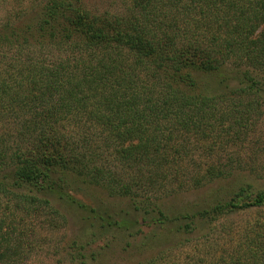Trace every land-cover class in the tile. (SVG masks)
<instances>
[{
    "label": "trees",
    "instance_id": "obj_1",
    "mask_svg": "<svg viewBox=\"0 0 264 264\" xmlns=\"http://www.w3.org/2000/svg\"><path fill=\"white\" fill-rule=\"evenodd\" d=\"M14 16L0 22V264H27L36 222L63 211L98 224L71 242L77 264L102 256L109 244L91 246L111 230L153 244L138 264H168L171 235L204 246L170 264H264V216L225 241L212 227L264 208V189L230 183L181 209L151 201L234 176L246 162L226 154L234 146L263 154L264 0H131L122 12L47 0ZM83 186L128 210L90 207Z\"/></svg>",
    "mask_w": 264,
    "mask_h": 264
},
{
    "label": "rangeland",
    "instance_id": "obj_2",
    "mask_svg": "<svg viewBox=\"0 0 264 264\" xmlns=\"http://www.w3.org/2000/svg\"><path fill=\"white\" fill-rule=\"evenodd\" d=\"M46 1L47 0H0V22L12 15L13 18H16L14 15L24 16L39 10ZM84 2L89 8L96 9L100 12H122L130 6L131 0H84ZM257 135L264 138V120H262L258 126ZM248 145L251 147L250 144ZM249 146H234L230 148V150L228 149L229 151L226 154L234 153L236 155L239 154L241 157L243 155V158L246 160L245 164L240 168L241 170L234 176L228 179L217 180L211 184H206L198 190L193 189L179 195L153 198L151 201L160 203V205L162 204L165 208L173 207L174 209H181L183 205L194 202L199 197H206L219 188H227L230 183H249L256 189H264V151L261 155L259 152H253V147H251V150ZM251 153L255 156L251 157L250 155V158L247 160V155ZM195 158L197 162L203 164H205V162H207V164L212 162L207 161L208 159L203 157L202 154L196 155ZM222 160L226 162L225 155L222 157ZM75 196L90 207L118 212L128 210V201L126 199L111 197L101 186L84 187L78 190ZM63 212L66 213V218L63 214L61 215L64 218L60 215H45V217L36 222L35 229L41 248H39V251L27 264H77L72 261V257L68 254L71 242L77 238H84L86 240L96 230H99L96 226L98 224L87 222L84 218L85 216L82 214L79 216L72 211L71 213H68V211ZM262 216H264V208L250 212L236 213L226 218L224 217L217 221L215 226H212L215 231H217V233H213L215 236L214 239L225 241V230H231L232 226H240L241 229L245 228L248 223L251 224L252 221ZM153 230V228L144 229L146 235L149 236ZM233 235L235 234L231 236ZM145 237L144 233H137L135 237H131L129 233L123 234L119 231L111 230L105 235H100L96 238V241L91 246L95 250H98L109 244L110 248L105 250L103 255L99 256V258L90 256L85 261H87V264H138L144 262L156 253L153 244H151V248L149 249L143 246ZM191 237L193 236H189V239ZM226 237L227 239L231 238L228 235ZM237 237L238 235L233 236L235 239ZM167 238H169L167 245L171 246V249L167 252L169 259L166 262H168V264H170V262L177 263L178 258L181 257L183 260L185 254L190 251L192 252L197 245H199V248H203L204 246L203 243L196 240L183 245V242L178 240L180 239L179 236L176 235H171ZM128 243H130V246L127 245ZM125 247L129 249L125 250Z\"/></svg>",
    "mask_w": 264,
    "mask_h": 264
}]
</instances>
